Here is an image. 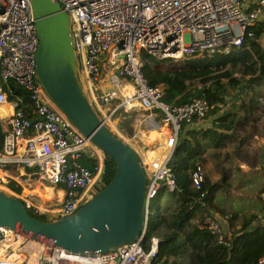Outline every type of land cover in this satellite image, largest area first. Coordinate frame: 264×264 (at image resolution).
Wrapping results in <instances>:
<instances>
[{
  "label": "built area",
  "instance_id": "built-area-1",
  "mask_svg": "<svg viewBox=\"0 0 264 264\" xmlns=\"http://www.w3.org/2000/svg\"><path fill=\"white\" fill-rule=\"evenodd\" d=\"M253 1L256 6L248 7ZM57 2L69 17L77 74L82 87L83 82L86 86L83 90L104 123L111 128L112 118L118 120L121 112L135 115L145 110L150 122L143 114L136 115L135 122L157 127L155 116L159 115L164 132L144 149H155L150 156L145 152L139 155L146 177L144 222L130 240L103 253L80 254L0 226V264H161L154 260L158 237H144L149 202L160 188L171 190L175 186L169 160L180 126L201 121L213 104L201 96L178 104L163 103L161 87L149 85L140 72L141 56L146 53L155 59L176 60L226 51L230 45L240 44L245 26L259 16L264 0ZM36 43L29 0H0V138L6 133L23 142L21 151L6 152L0 141V174L9 163L28 168L26 176H37L61 190L60 201L50 210L55 218L72 212L89 190L100 184L102 153L44 94L35 77ZM102 52L114 71L109 73L112 86L97 93L92 83L99 75L97 60L102 59ZM7 81L20 87L25 99L18 93H11L8 99ZM82 155L93 157L94 163L82 165ZM190 181L194 188L203 181L200 164L191 169ZM25 205L29 207L28 202ZM216 216L211 211L205 215L206 228L217 242L226 245L229 234ZM254 264H264V252Z\"/></svg>",
  "mask_w": 264,
  "mask_h": 264
},
{
  "label": "trees",
  "instance_id": "trees-1",
  "mask_svg": "<svg viewBox=\"0 0 264 264\" xmlns=\"http://www.w3.org/2000/svg\"><path fill=\"white\" fill-rule=\"evenodd\" d=\"M256 4L248 2V7ZM141 57L140 72L149 85L161 87L163 103L178 104L201 96L213 104L203 117H209L207 124L180 126L169 160L175 186L171 190L160 188L150 199L144 237H158L154 260L161 264H254L264 252V144L259 154H248L245 148L252 135L264 137V123L259 132L256 129L258 115H264V5H260L259 16L245 26L240 44L230 45L226 51L176 60L155 59L146 53ZM6 87L8 99L11 93L25 99L21 88L11 81ZM226 146H230L228 151ZM235 157L248 163V169L231 164ZM254 159L258 166L253 171L250 167ZM79 162L90 167L94 158L82 155ZM101 163L104 185L113 173V162L102 152ZM195 164L203 169L198 188L190 181ZM5 167L17 174L11 164ZM232 178L238 183L235 190L251 188L249 201L257 203L255 211L243 213L242 208L220 202L218 197L227 195L233 187ZM5 186L17 194L21 189L11 177H7ZM165 192L169 204L163 212L159 201ZM209 211L226 224L227 229L222 226V230L229 234L228 244L217 242L206 228L204 217ZM28 212L47 220L42 212L32 208Z\"/></svg>",
  "mask_w": 264,
  "mask_h": 264
},
{
  "label": "water",
  "instance_id": "water-1",
  "mask_svg": "<svg viewBox=\"0 0 264 264\" xmlns=\"http://www.w3.org/2000/svg\"><path fill=\"white\" fill-rule=\"evenodd\" d=\"M29 3L37 38L35 77L72 125L111 158L113 173L72 212L47 220L36 218L20 197L0 189V226L74 253H103L130 240L144 222L146 177L139 159L144 145L136 150L112 131L86 96L77 74L69 17L57 0Z\"/></svg>",
  "mask_w": 264,
  "mask_h": 264
},
{
  "label": "rangeland",
  "instance_id": "rangeland-1",
  "mask_svg": "<svg viewBox=\"0 0 264 264\" xmlns=\"http://www.w3.org/2000/svg\"><path fill=\"white\" fill-rule=\"evenodd\" d=\"M242 11H245V9L243 8ZM100 55L102 56V59L97 60L98 64H99V69H100L97 81H99L100 84L102 83L101 87H100L101 89L99 90V92L112 86V83L108 79L109 78L108 74L110 72L114 71L113 67H110L104 61L106 59L105 53L102 52ZM77 64H78V61H77ZM6 106L7 105H3L2 108H5ZM136 113H139V115L143 114V116H144L146 112L142 113L141 111H137ZM136 115L137 114H135V115L131 114L130 115L129 113L121 112L120 117L118 115V121L117 122H113V121L117 120V117L112 118L111 124H114V126L111 127V130L114 131L116 134H118L121 138L126 140L136 150H137V146L140 144H143L144 149H147L148 147L152 146L153 140H156L157 137L148 135L149 130H151V129L146 128L145 124H143V126H142V125H139L135 122L134 119L138 116V115L137 116ZM155 118H160V117H159V115H156ZM257 118L258 119L256 120V124H257L256 129L259 132V130H261V128H262V124L264 123L263 113L258 115ZM161 124H162V129H164L163 128L164 124L162 122H161ZM259 137L260 136L258 134H255V137L248 140V142L246 143V149L248 150V152H251L253 148L257 149L259 142L260 143L263 142V141H261L262 139H260ZM0 141H2V137L0 138ZM229 149H230V146H227L226 150L228 151ZM152 150H153V152L155 151V149H152ZM219 161H220V158H219ZM238 162L241 165V162L239 160L236 161L235 163H238ZM17 169H19V171H20V169H21L20 166ZM20 172H21V174H25V173H23L22 170ZM6 180H7V177L0 174V189L1 190H4L10 194L17 195L18 197H21L25 202H28L29 207L27 208V210L30 208H36L39 212L44 213L46 215L47 219L53 218L52 214L50 213L52 206L51 207L44 206L42 203V197L39 194V192L41 191L40 187H44V186L48 185V186H50L52 191H55V188L53 186H51L49 183L44 182L39 177L34 176V175H32V176L28 175L25 177L21 176V179L18 180V182L21 185V189H20V192L17 194V193H14L11 190L6 188V186H5ZM230 181H231V184L233 187L229 190V193L227 195H224L222 197H218L220 202L225 206H233V207H236L239 209L242 208L241 211L243 213L255 211L257 203H255L256 204L255 205L249 201L251 199L250 195L253 194V192H251V188H248V190L237 188L235 190V187L238 185V183H236L237 182L236 179L232 178V179H230ZM102 183L103 182L101 180L100 184L98 186H101ZM94 191H95V189L91 188L89 190V192L85 195V199L88 198ZM55 201L56 200L54 199L53 203ZM159 203H160V206H159L160 210L164 212L167 209L168 204H169L167 192L163 193V195L160 198Z\"/></svg>",
  "mask_w": 264,
  "mask_h": 264
},
{
  "label": "crops",
  "instance_id": "crops-1",
  "mask_svg": "<svg viewBox=\"0 0 264 264\" xmlns=\"http://www.w3.org/2000/svg\"><path fill=\"white\" fill-rule=\"evenodd\" d=\"M108 76H109V74H108ZM109 79V78H108ZM98 80V78L96 79V80H94V83H92V86L94 87V89H95V91L98 93L99 92V90L101 89L100 87H101V84H100V82L99 81H97ZM83 87H84V89H85V83L83 82ZM144 112H146L145 113V115L143 116V119L145 120V121H147V122H150L149 121V117H147V114H148V112L147 111H145V110H143V113ZM137 115H139V113L137 114ZM139 116H141V115H139ZM149 116V115H148ZM208 118L209 117H205V118H203L201 121H198V122H192V123H188V125L189 124H195L196 125V127L197 126H201V125H204V124H207L208 123ZM147 119V120H146ZM155 120H156V124H157V127H152V128H150L151 130H149V136H156L157 138H159V137H161V135L163 134V132H164V130H162V124H161V122H160V118H155ZM147 122L145 123V124H147ZM146 128H149L148 127V125H146ZM253 137H255V134L254 135H252L248 140H250L251 138H253ZM260 139H262L261 141H263L262 143H260L259 141V145H258V148L257 149H252V151L251 152H248V150L246 149V151L248 152V154H251V155H254V154H259L260 153V145L261 144H264V137H259ZM248 140H247V142H248ZM227 147V146H226ZM226 147H225V149H226ZM146 152V154H147V156L149 155H151L152 154V152H153V150L152 149H149V150H147V151H145ZM227 160V159H226ZM240 161L241 162V165L239 164V162H238V164H239V166L242 168V169H244V170H246V169H248V163H245V161H243V160H241V159H239V158H237V157H235V159H233V161H231V164H234L236 161ZM224 161V160H223ZM229 162V161H228ZM251 165V164H250ZM262 165L264 166V163H262ZM11 166H14L15 168H16V170H17V174H14V173H12L8 168H4L3 170H4V176H6V177H11V178H13L14 180H16L17 182H18V180H20L21 179V176H19V174H21V170L23 171V173H25V176H26V170L24 169V168H22V167H20L21 169H20V171H19V169H17L19 166H15V165H11ZM257 166H258V164H257V162H256V159H254L253 161H252V165H251V169L254 171L256 168H257ZM263 171H264V168H263ZM19 183V182H18ZM20 184V183H19ZM43 189V188H42ZM58 189H60V188H58ZM60 192H62L61 190H55V191H52L51 190V188H50V186L49 187H46L45 189H43L42 191H40L39 192V194L41 195V197H42V203H43V205L44 206H49V205H51V204H53V200L55 199H57V200H59L60 199V197H61V195H60ZM63 193V192H62ZM263 195V197H264V193H262ZM225 229H227V227H226V224H221Z\"/></svg>",
  "mask_w": 264,
  "mask_h": 264
},
{
  "label": "bare ground",
  "instance_id": "bare-ground-1",
  "mask_svg": "<svg viewBox=\"0 0 264 264\" xmlns=\"http://www.w3.org/2000/svg\"><path fill=\"white\" fill-rule=\"evenodd\" d=\"M140 113V112H139ZM139 116V115H138ZM147 120V119H146ZM118 120L116 121H113V122H117ZM2 141H3V145H4V149L6 152H15V150L18 151H21L22 150V145H23V142H20V141H16L15 139L11 138L10 135L6 134V133H3L2 134ZM20 144V145H19ZM12 147V148H11ZM12 150V151H11ZM145 152V151H143ZM146 153V152H145ZM147 156V155H145ZM45 182V181H44ZM48 183V182H46ZM46 187H49L48 185L44 186V187H40V190L42 191L43 189H45ZM43 188V189H42ZM60 201L56 199V201L49 205V207L53 206V205H56L58 204V202Z\"/></svg>",
  "mask_w": 264,
  "mask_h": 264
}]
</instances>
